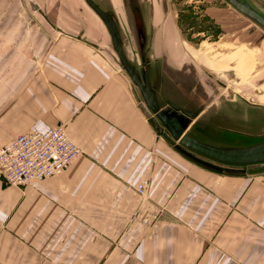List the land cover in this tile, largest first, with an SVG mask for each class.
Instances as JSON below:
<instances>
[{"label": "crops", "instance_id": "crops-1", "mask_svg": "<svg viewBox=\"0 0 264 264\" xmlns=\"http://www.w3.org/2000/svg\"><path fill=\"white\" fill-rule=\"evenodd\" d=\"M147 1L157 24L148 73L161 107H208L233 76L245 81L231 88L264 102L261 31L235 10L210 7L205 16L234 49L209 53L208 39L186 41L163 0ZM111 3L128 15L127 0ZM0 7V148L63 124L82 150L64 173L25 190L0 176V264H264V165L218 172L171 146L85 0ZM246 50L257 65L238 70ZM143 180L145 197L136 190Z\"/></svg>", "mask_w": 264, "mask_h": 264}, {"label": "water", "instance_id": "water-1", "mask_svg": "<svg viewBox=\"0 0 264 264\" xmlns=\"http://www.w3.org/2000/svg\"><path fill=\"white\" fill-rule=\"evenodd\" d=\"M85 1L107 28L119 64L139 91L150 124L171 146L202 166L218 172L246 173L249 167L264 165V134L255 133L264 126V116L251 109V113L240 120L245 128H233L231 123L234 118L222 113L224 104L234 109L232 103L235 96H241L238 92L219 82L218 89L225 88V92L208 107L188 110L171 102L167 107H161L150 84L149 68L145 67L140 73L125 52L120 24L113 13L103 9L96 0ZM224 1L264 30V0H256L258 7L248 0ZM242 100L250 106H259L251 104L246 98Z\"/></svg>", "mask_w": 264, "mask_h": 264}, {"label": "rangeland", "instance_id": "rangeland-1", "mask_svg": "<svg viewBox=\"0 0 264 264\" xmlns=\"http://www.w3.org/2000/svg\"><path fill=\"white\" fill-rule=\"evenodd\" d=\"M99 1L103 5V7H105L106 9H108L110 12L113 13V16L119 22L121 34H122V39H123V42L125 44L126 51L128 52L129 57H130L131 61L133 62V64L135 65V67L139 70L140 73H143L145 67L148 69L150 67L151 61H153L156 58V56L153 57L151 49H154L156 47L155 46L156 38H153V37L156 35L155 30L157 28L155 26L157 24H154V23L152 24L150 21H148L149 15L151 14L149 7H145L148 4V1L147 0L146 1L145 0H142V1L141 0H127L128 1V6H127L128 15L125 17L124 16L120 17V14H119L120 11L116 6H114L111 3L112 0H99ZM248 1L255 7H258V5H259L256 0H248ZM143 2H146V5ZM140 3H142L143 5H140ZM162 3L164 5L163 7H165L168 10H169V8H168L169 6H171V8H172V6L173 7L177 6V7H179V9L186 10V14H188L190 11L191 16L197 15L200 18H202V16H205V14L207 12L206 10L208 8L213 7L215 5H221L222 8H224V9L227 8L228 10H235L233 7H231L224 0H163ZM142 7H144V8H142ZM216 7H218V6H216ZM173 9H174L173 12L175 13V16L177 17V10L175 7ZM188 9H189V11H188ZM0 10H2V7H0ZM122 10L125 11L124 9H122ZM178 11L180 12V10H178ZM124 15H125V12H124ZM240 16H242V15L240 14ZM142 17L147 19V21H145ZM203 18H204L203 20L208 21V24H210V25L212 24V26L216 25V23L214 22V19H212V20L208 19L206 16ZM242 18H244L243 19L244 21L248 20L249 24L251 26H253L256 30L261 31L264 34L263 29L259 28L257 25H255L253 22H251L246 17L242 16ZM224 19H225V17H224ZM97 20L100 23L101 30L108 32L107 28L102 23V21L99 18ZM180 28L183 30L187 29L186 33H187L188 37L185 36L186 41L188 40V38L190 39L189 35L194 33L192 43L196 46L199 45V43H198L199 40H202L205 42V40L208 39L206 41L207 43H204V45L202 47L203 51L207 50L209 53L215 52V50L217 48V51H220V52L222 51V52L226 53V52H230L231 50L234 49V47H225L226 44H228V43L224 42L226 40L224 38V34L221 35V38H223V46L221 45V42H220L221 39L219 38V35H220L219 32H216V34H215V32L212 30L211 33L199 34L198 33L199 28L197 25L192 26L188 30L187 23L184 24V27L181 26ZM97 29H98V27H97ZM223 33H225V32L223 31ZM245 37H247L246 32H245ZM108 41H109V39H108ZM110 45L112 48V44L109 42V46ZM244 52L246 54L242 53L241 55H239L238 70H241L244 68L245 69L248 68L247 70H251V67L257 65L256 60L254 59V56L251 52L248 53L247 50ZM112 54L119 62V59H118L116 53L112 51ZM224 56H226V55H223L222 57H224ZM229 57H230V55H228V58ZM248 73H249V71H248ZM237 75L240 76L239 71H238ZM222 81H223L222 83L228 84L229 87H235L236 88L238 86H241V81H245V79L241 78V76L239 78H237L236 76H233L232 79L224 77L222 79ZM221 90L225 92V88H222ZM222 91H220L219 94H221ZM254 92H256V91H254ZM241 96H240V98L236 97L235 102L232 103V107L234 109H231L230 107L228 108L226 104H224V106L222 105L223 109H225V106L228 108V113H227L228 117L232 116V118L237 119L236 123H235L234 119L232 120L231 124H233V126H232L233 128H236V127L245 128V125H242L240 120H242L243 117H246L248 114H250L251 112L249 113V111L251 109H254V110H256L255 112L260 113L259 116H264V102H256V101H252L250 99L251 104L259 105L258 107L257 106H250V105L246 104L245 101L242 100L244 97L242 96L243 97L242 98ZM262 100H264V99H262ZM237 108L243 110V112H238ZM247 109H248V111H245ZM255 133H263L264 134V126L261 128H258ZM261 167L264 169V166H261ZM261 167H258V168H261ZM251 168L252 167H250V170H251ZM254 168H256V167H254Z\"/></svg>", "mask_w": 264, "mask_h": 264}, {"label": "built area", "instance_id": "built-area-1", "mask_svg": "<svg viewBox=\"0 0 264 264\" xmlns=\"http://www.w3.org/2000/svg\"><path fill=\"white\" fill-rule=\"evenodd\" d=\"M81 154L63 124L29 131L0 148V176L6 185L25 190L64 173ZM149 186L148 180H143L136 190L145 197Z\"/></svg>", "mask_w": 264, "mask_h": 264}, {"label": "flooded vegetation", "instance_id": "flooded-vegetation-1", "mask_svg": "<svg viewBox=\"0 0 264 264\" xmlns=\"http://www.w3.org/2000/svg\"><path fill=\"white\" fill-rule=\"evenodd\" d=\"M169 7L171 8V6H169ZM174 7L177 10V18H178V20L180 22V26L184 27V24L187 23L188 30H189V28H191L192 26H196L197 25L198 28H199V31H198L199 34H206V32L207 33H211L212 30H213L215 32V34H216V32H219V34L221 35V32H222L221 28L218 25H213L212 26V24L211 25L208 24V21L203 20L204 19L203 17H205V16H202V18L198 17L197 15L196 16H194V15L191 16V13H190L189 9H188V11H189L190 14L189 13L186 14V10L179 9V7H177V6H174ZM174 7L172 6V8H171L172 11L174 10L173 9ZM178 10H180V12ZM186 30L182 29V32H183L184 36H187V33H186L187 31ZM193 35H194V33L189 35L190 39H193V37H194ZM220 35H219V37H220ZM199 41H201V40H199ZM199 41H198V43H199Z\"/></svg>", "mask_w": 264, "mask_h": 264}]
</instances>
